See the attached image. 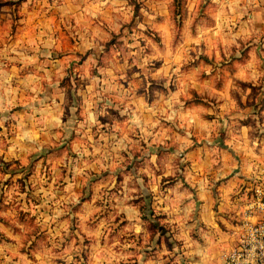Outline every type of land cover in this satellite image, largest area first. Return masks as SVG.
Returning <instances> with one entry per match:
<instances>
[{"label": "rangeland", "instance_id": "1", "mask_svg": "<svg viewBox=\"0 0 264 264\" xmlns=\"http://www.w3.org/2000/svg\"><path fill=\"white\" fill-rule=\"evenodd\" d=\"M221 3L0 0V264H190L185 237L206 248L210 227L186 220L192 154L224 173L211 185L264 156V35L220 25Z\"/></svg>", "mask_w": 264, "mask_h": 264}, {"label": "crops", "instance_id": "2", "mask_svg": "<svg viewBox=\"0 0 264 264\" xmlns=\"http://www.w3.org/2000/svg\"><path fill=\"white\" fill-rule=\"evenodd\" d=\"M229 3L231 9H228L223 3H221L222 8H216L214 16L220 25L228 26L230 31L233 30L232 33L240 35L255 34L260 35V37L264 35V0H229ZM231 25H234V27L232 28ZM256 40L258 39H254V41ZM202 155L205 158L196 160L194 154H192L194 167L193 170L187 173L189 182L195 187L198 201L193 202L191 198L187 200L185 206L187 211L186 220L188 227H194L197 222H200L207 224L210 228L204 230L203 236L201 235L204 238V247L206 248L199 245L197 240H192L189 236L185 237L189 243L191 242L187 254L190 256V264H210L209 249L216 248L217 250L220 247V259L221 264H223V251L237 242V230L241 220L240 214L243 202L259 186L257 184L253 187V182L248 178L259 177L261 166L258 162H263L264 156L261 161L260 155H250L249 161L257 163L255 165L256 171L251 170L243 163L240 165L241 161H247L246 157L248 155L245 157L244 155L239 156L238 160L232 165V175L225 177L220 185H217V183L211 185L210 183L215 182V180H220V175L223 179L224 173L220 174V172L213 171L211 157L207 153ZM191 210H197V213H194L197 221L189 220ZM217 264H220V262Z\"/></svg>", "mask_w": 264, "mask_h": 264}, {"label": "built area", "instance_id": "3", "mask_svg": "<svg viewBox=\"0 0 264 264\" xmlns=\"http://www.w3.org/2000/svg\"><path fill=\"white\" fill-rule=\"evenodd\" d=\"M237 242L222 253L223 264H264V188L257 186L245 199Z\"/></svg>", "mask_w": 264, "mask_h": 264}]
</instances>
